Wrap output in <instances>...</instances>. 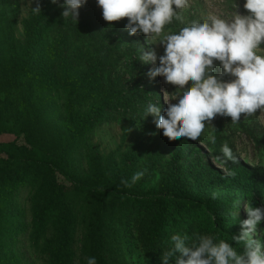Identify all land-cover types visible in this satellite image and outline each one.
<instances>
[{
    "label": "trees",
    "instance_id": "1",
    "mask_svg": "<svg viewBox=\"0 0 264 264\" xmlns=\"http://www.w3.org/2000/svg\"><path fill=\"white\" fill-rule=\"evenodd\" d=\"M39 6L40 11L34 12L26 22L25 47L20 55L11 56L8 69L16 71L13 78L45 90L58 85V80L53 79L57 70L73 64L74 40L84 29L99 26L97 41L103 40L107 54L104 53V57L119 52L136 60L128 72L135 86L131 98L136 99L145 89L159 100L157 82L148 78V65L139 60L141 48L135 36H129L124 29L127 18L105 21L96 0H88L79 9L77 21L65 20L57 5L40 3ZM51 29L59 31L61 42L49 44L52 52L44 54L50 67L43 66L40 70L34 58L45 48ZM105 62L97 66L96 73L87 65L81 81L95 85L104 77ZM87 92L91 98L94 96L92 91L87 89ZM119 103L122 107L132 105L127 98L120 99ZM107 109L93 106L89 113H79L72 106L67 108L65 135L57 148L42 143L25 129L16 131L0 121V135L19 137L24 134L27 143H0V249L7 252L11 248L7 238H14L16 244L21 233L30 232V226L24 222V211L18 212V205L14 204L23 190L28 193L33 209L32 242L37 257L44 264H74L77 243L82 244L81 257H95L97 264H114L113 250L128 233L142 234L145 257L154 264H162V253L175 232L214 234L229 240L235 247L230 238L241 230L238 221L245 219L240 216L241 203L246 200L252 207L264 208V187L246 190L229 179L209 184L210 179L201 190L189 166L184 168L171 163L162 168L158 191H144L135 184L125 187L121 180L130 181L129 171L134 168L130 154L125 155L121 180L104 179L96 166H93L92 176L79 179L77 172L70 168V155L83 147L87 138L107 119ZM216 138L219 139V131ZM59 175L70 186L60 183ZM114 225L117 228H112ZM262 226L263 222L258 224V232H262ZM239 250L242 252L243 248ZM19 260L20 256L16 255L10 261L18 264Z\"/></svg>",
    "mask_w": 264,
    "mask_h": 264
},
{
    "label": "rangeland",
    "instance_id": "2",
    "mask_svg": "<svg viewBox=\"0 0 264 264\" xmlns=\"http://www.w3.org/2000/svg\"><path fill=\"white\" fill-rule=\"evenodd\" d=\"M40 3L51 5L50 0H40ZM237 10L246 14L243 9V0H235ZM35 3L31 0H0V121L16 131L25 129L27 134H34L41 142L53 146L60 145L64 139V125L67 120V108L72 106L79 113H89L93 106L101 109L109 108L105 112L107 119L102 122L86 140L79 150L76 149L70 155V168L77 172L79 179L86 175L92 176L93 166L99 168L104 179L121 180L123 163L126 154L133 156L134 168L129 171L132 176L137 171H145L144 176L135 183L144 191H158L162 176V168L167 163L174 166L188 168L197 178L198 187L203 190L209 184H220L223 179L239 183L246 190L261 189L264 187V111H257L247 119L241 116L238 124L233 125L230 117L216 116L210 122H205L206 127L201 137L196 141L186 138L169 140L162 135L153 122V117L144 118V110L148 103L160 101L166 106L167 99L176 86L167 84L162 77L155 78L159 93V100L154 99L147 90L132 99L135 86L130 81L128 72L132 70L136 60L119 52L108 55L103 40L97 41V35L101 27L84 29L80 36L74 40L71 54L73 64L70 67L63 66L56 72L59 84L49 89L31 86L27 81L13 78L16 71L9 68L11 56L21 54L28 37L26 35V22L31 19ZM15 12L12 14V12ZM232 11L228 0H190L189 7L184 10L185 21L198 19L202 13L214 12L227 15ZM179 21H174L168 28L181 27ZM135 36L136 44L148 51L155 49L157 54L163 53L162 46L149 45L143 35ZM61 42L58 30L51 29L46 40L45 48L36 54L34 62L42 70L43 66L49 68L46 60L51 54L49 44ZM107 55V54H106ZM105 62V74L95 85L82 82L81 76L86 66L94 68L97 72L100 64ZM215 74H219V62ZM148 71L154 69L157 64L149 63ZM14 72V73H13ZM229 79V77H225ZM95 86V87H94ZM188 85H185L187 87ZM94 88V90H93ZM92 91L94 96L88 94ZM123 94V95H122ZM146 95V99L144 96ZM127 98L132 105H122L120 99ZM136 102V103H135ZM134 103V104H133ZM163 114V113H162ZM214 127V131H213ZM33 131V133H32ZM36 131V133H34ZM216 143H211L209 134L217 136ZM16 141L23 145L26 137L21 134L0 135V143ZM227 143L232 149L236 162L225 161L221 146ZM3 157V156H2ZM158 177V178H157ZM60 183L70 184L58 176ZM28 193L20 192L15 205L18 212L24 211V222L30 226L28 233H21L19 242L10 240L11 248L7 252L0 249V264H13L10 261L16 255L20 256L18 264H44L38 257L32 242L31 231L34 219L33 209L29 203ZM248 202L242 201L239 208L240 216L247 218L246 206ZM264 209V208H262ZM262 232L256 234V238L264 239V221ZM117 228L116 225L112 228ZM76 259L74 264H84L87 259L82 255V244L74 246ZM114 264H154L145 257L142 234L128 233L122 237L119 246L113 250ZM136 258L135 260L133 258Z\"/></svg>",
    "mask_w": 264,
    "mask_h": 264
},
{
    "label": "clouds",
    "instance_id": "3",
    "mask_svg": "<svg viewBox=\"0 0 264 264\" xmlns=\"http://www.w3.org/2000/svg\"><path fill=\"white\" fill-rule=\"evenodd\" d=\"M87 2L50 0L62 9L65 20L75 21ZM31 3L36 4L33 11L39 12L40 0ZM189 3L190 0H96L105 21L127 18L124 29L129 36L143 35L149 45L162 46L160 55L155 49L141 48L139 60L144 64L158 61V66L147 72L148 78L162 77L176 87L164 99L166 106L160 101L148 103L143 119L152 116L169 140H198L205 122L211 125L216 116L230 117L236 125L242 114L247 119L258 110L264 111V0H243L246 14L237 10L235 0H228L232 7L229 14L207 12L186 22L183 12ZM174 21L183 26L166 30ZM216 62L221 69L218 75ZM209 139L216 143L215 135L209 134ZM221 152L225 161L236 162L227 143L221 146ZM145 171L135 172L130 181L122 179L121 184L131 187ZM245 210L247 218L238 221L240 232L230 238L235 247L214 234L175 232L162 253V264H264V241L256 238L258 224L264 221V209L249 204ZM87 264H97L96 258L88 257Z\"/></svg>",
    "mask_w": 264,
    "mask_h": 264
}]
</instances>
